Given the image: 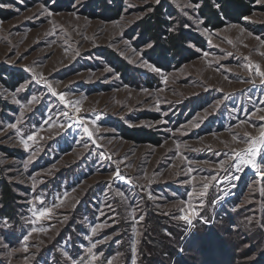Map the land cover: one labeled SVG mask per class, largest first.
Instances as JSON below:
<instances>
[{
  "label": "rangeland",
  "instance_id": "1",
  "mask_svg": "<svg viewBox=\"0 0 264 264\" xmlns=\"http://www.w3.org/2000/svg\"><path fill=\"white\" fill-rule=\"evenodd\" d=\"M248 1L250 11L243 15L248 20L222 16L220 26H209L200 9L195 13L185 9L204 21L197 27L181 10L188 0H161L159 5L155 0H0V122L15 123L21 105L35 94L39 102L23 110L18 127L22 135L34 130L43 137L25 149L15 130H0V210L6 207L2 182L17 195L9 216L0 211L10 224L7 229L0 226V236L16 250L9 255L0 247V264H70L61 249L85 256L90 243L103 236L112 237L94 250L103 253V264L107 259L113 264H132L133 259L136 264H264V177L250 166L243 172L234 166L230 171L219 169V161L227 160L232 149L246 147L239 139L233 141V135L257 136L264 127L260 119L264 110L258 111L264 109V84L255 76L256 83L249 82V72L242 67L249 58L264 68V46L254 38L264 39V2ZM40 3L53 13L51 17L33 16ZM159 6L164 22L157 38H152L139 22L153 18ZM170 27H175L171 33L185 36L178 53L164 48ZM204 28L209 29L207 34ZM125 40L144 49V57L162 69L167 81L138 61L131 63L136 57ZM148 43L154 46L145 49ZM205 51L210 53L207 58ZM25 66L43 74L57 91L68 94L66 98H86L83 115L96 119L100 129L96 144L76 127L75 116H59L64 108L58 96L33 80ZM106 67L114 71L106 72ZM29 80L33 82L18 94L20 105L4 94ZM49 117L64 127L49 128ZM178 152L187 160L181 161ZM257 163L264 170L260 154ZM117 167L134 182L113 179ZM189 168L194 169L190 174ZM217 173L219 179L201 198L200 178ZM64 192L69 194L65 206L56 210V218L42 222L55 227L47 235L34 234L24 252L19 238L29 228L28 201L42 193L51 203ZM189 203L188 214L198 213L191 224L173 218L183 214L177 206ZM134 209L137 220L143 215V221L129 218ZM63 215L69 219L59 223ZM104 222L110 226L89 240L92 234L85 230ZM133 226L140 235L133 233Z\"/></svg>",
  "mask_w": 264,
  "mask_h": 264
},
{
  "label": "snow or ice",
  "instance_id": "2",
  "mask_svg": "<svg viewBox=\"0 0 264 264\" xmlns=\"http://www.w3.org/2000/svg\"><path fill=\"white\" fill-rule=\"evenodd\" d=\"M23 2V0H21V3ZM80 0H76V3H79ZM257 3H262L264 2V0H256ZM161 3V0H155V4L159 5ZM2 6V5H0ZM75 6V5H74ZM213 6L219 10L220 8V4L216 3V0H213ZM201 7V4L199 3H192V0H188V3L184 4L182 7V12L183 15L185 17H187L190 21H192V23H194L197 27H200L203 25L204 21L202 19H200L198 16L195 15H189V12L186 11L185 9H191L193 11V13H195L199 8ZM153 9H149V11H152ZM18 11V9H17ZM53 15L52 12H50L47 8V6L44 3H40L38 11L36 13L33 14L34 17H39V16H47V17H51ZM78 19V17H77ZM244 20H248L249 18L247 16L243 17ZM114 24H117V22H113ZM192 23L190 24H185L184 27H191ZM118 26V24H117ZM230 27H238L237 25H231ZM167 31L169 32H174L175 31V27H170L167 29ZM204 33L207 34L209 32L208 28H204L203 29ZM241 32H244L245 29H240ZM54 34V33H53ZM249 35L251 36L252 33H249ZM259 43L260 45L264 46V39H261L260 36H255L254 37ZM125 45L130 47L131 49V53L134 57H136V60H130L131 63H136L137 61L139 62L140 66H142L145 69H149L151 72L156 73L158 75H162L163 80L167 81L168 77L164 76L162 73V69L160 67L155 66L153 63H151L148 59H146L143 55L144 49H140L138 50L135 47H131V41L129 40H125L124 41ZM229 44L232 43L231 40L228 41ZM154 45L153 43H148L144 46L145 49L147 48H152ZM189 47H195L194 45L189 44ZM245 47H247V45H245ZM68 49H65V52H67ZM122 56L124 55L123 52L120 53ZM75 55H79V52L77 51L75 53ZM210 55L209 52H203V57L207 58ZM228 55H232V53H228ZM261 55H264V53H261ZM18 58H22V57H18ZM248 59V63L242 65L243 68H245V70H247L249 72V82L251 83H256L255 79H252L253 76L255 77H259L260 83L264 84V68L261 67L260 64L258 63H253L249 58H245ZM220 69L217 68V71H219ZM25 71L29 72L32 74V78L33 80H35L38 83H42L45 85V87L51 92V94L53 96H58L59 101L61 102L64 110L59 112V116L61 117H67L68 119H72L73 116H75V122H76V127L81 128L83 130V133L87 136V138L92 142V144H96V139H94L96 133H98L100 131L98 125H97V120L96 119H86L85 116L83 115V108H82V101L83 99L86 98H82V99H69L66 98L67 97V93L63 92V91H57V88L54 87L51 83H49L48 79L46 77L43 76V74L37 73L34 68L32 67H28L25 66ZM106 72H113L114 70L111 67H106L105 68ZM116 78H118V74L116 76ZM33 80H29L26 81L25 83H22L19 85V87H17L16 89L12 90L11 92H8L7 90H5L4 94L6 96H10V98L12 99L13 102H15L16 104L20 105L21 101L20 99H18V94L22 91H24L32 82ZM142 91L144 92H148L147 89H142ZM39 102V97L37 95H32L30 99L27 100L25 105H21V108L23 110H28L30 109V107L34 104V103H38ZM219 104V102H218ZM159 100H157V111H159ZM69 109L71 110L69 112ZM21 111V115L20 117L17 118L15 123H9L6 126L2 124V122H0V130L3 129V127H7L9 129H13L15 130V133L17 135V137H19V144H21L25 149H28L30 147L29 142H33L34 144L37 142L38 139H43V137H38L37 133L33 130L30 133L26 134V135H22L21 134V128L18 127V124H22V117L24 115V111ZM264 109H258V111H261ZM261 120H264V116H260ZM53 118L49 117L48 120L46 121V123L48 124L49 128H55V127H60L63 128L64 125L62 123H53ZM246 121H241L240 124L243 125L245 124ZM148 127H153L154 125L152 124H148ZM241 140L246 147L241 148L239 150L237 149H232L231 150V154L228 155L227 160H220L219 161V169L223 170V171H230L231 168L234 166L236 168L237 171L243 172L244 171V167L245 166H250L252 169L255 170V175L257 176H261L264 177V170L261 169L260 165H258L257 163V155L260 154V159L261 161H264V127H260L259 129V133L257 136H252L250 133L245 132L244 136L238 137L237 135H233L232 136V140L233 141H237V140ZM83 147L85 149L89 148V145L87 142L83 143ZM101 147H103V145H101ZM177 149H179V145L176 146ZM37 150L38 147H37ZM180 160L181 161H186L187 157L183 156L182 154H180L179 152L177 153ZM35 155V153H33V156ZM100 156H103V153L99 154ZM31 159V157H30ZM108 159H111V157H108ZM27 163L25 162V167H27ZM205 163H208L207 161ZM54 167V166H53ZM194 171V169L189 168L188 169V173H192ZM49 174H50V170H49ZM233 179H238V177L233 176ZM32 179V188L35 189L36 188V178H30ZM113 179L115 180H121L124 181L126 183H133V179L131 177H126L124 176L119 167H117L115 169V171L113 172ZM145 179H148L147 174H145ZM193 180L196 179V177H192ZM201 180H203V184H202V190L198 193V195L203 198L206 196L207 194V190L210 187V184L213 181H217L219 179V173H217L216 175H211L208 177H201ZM40 183H43V181H40ZM149 183H151V181L149 180ZM142 188L144 187L143 185L141 186ZM195 191V190H194ZM68 192H64L62 194V196H57L56 199L54 201H52L51 203H48L45 198L44 195L41 193L40 195H34L31 201H28L29 204H31V207L28 209L29 212L31 213V216L27 218V223L29 225L28 230L22 234V237L19 238V243L21 244V248L24 252H28L29 250V241L30 238L33 237V235L35 234L37 237H39V235L43 234V235H47V233L49 231H51L55 225L49 223L47 225V227H45L43 225L42 222L44 221H51L52 219L56 218V210L59 208H62L65 206L66 203V198L68 197ZM117 196L120 197H124V193L122 191L117 190L116 192ZM193 195V193H189V196L191 197ZM148 199H152V194L149 191L147 193ZM38 202V203H37ZM213 203H215V201H213ZM201 205H203V200H201ZM105 207L111 209V205H105ZM191 204L189 203L187 207H179L177 206V210L181 213H183L182 215L179 216H174L173 218L175 219H180L185 221L188 224L192 223L193 217L197 216L198 213L193 210L191 212V214H188V209L191 208ZM100 215H104L103 211H101ZM129 218H131L133 220L134 223L138 222V221H143L144 220V216L140 215L138 217H136V210H132L129 212ZM69 219V217L67 215H63L62 217H60L58 219L59 223H65L67 222V220ZM113 220V223H117V221L114 218H110ZM249 222L251 223V219H249ZM0 226H3L5 229L10 227L9 224V219L8 217H0ZM110 225H108L107 222L104 223H97L94 225L90 226V229H86L85 231H89L91 232V237H87L89 240H91L93 237L97 236L100 234V230L102 228L105 227H109ZM132 231L134 234L136 235H140V233L137 231L136 227L133 226ZM170 235V233H169ZM71 239V237H69V240ZM112 239L111 236H103L102 239L96 240L95 242L90 243V245L87 247V253L85 256H79V254L77 253L76 256L70 254V252L68 250H63L61 249L62 255L63 257L66 258L67 262H70V264H103V261H101V257L103 256V253H98L95 252L94 250L97 249V246L99 244H103L105 242H107L108 240ZM6 238L0 236V247H3L4 249L7 250V253L9 255H11L14 251V249H11L8 245V243L5 242ZM34 247H38V244H34L32 245ZM81 248H83V245H80ZM131 251L133 254H135L137 252V247H136V243L133 242L131 245ZM117 255H120L119 253ZM27 259V257L25 258ZM107 264H113V260L112 259H107ZM132 264H136V260L133 259Z\"/></svg>",
  "mask_w": 264,
  "mask_h": 264
},
{
  "label": "trees",
  "instance_id": "3",
  "mask_svg": "<svg viewBox=\"0 0 264 264\" xmlns=\"http://www.w3.org/2000/svg\"><path fill=\"white\" fill-rule=\"evenodd\" d=\"M220 4L219 10H217L213 6V0H203L201 7L199 8L201 13L205 16L206 20L209 23V26H220L224 23V17H233L237 16L238 18H242L244 14L250 11V4L248 0H216ZM113 14L117 16L118 12L115 11V6L112 7ZM161 7H157L155 12H153V18H143L140 20L139 25L143 27L144 30L148 32L152 38H157V32L160 30L161 25L164 22V17L161 14ZM185 36L177 35L175 33L169 32L167 36L164 38L165 49H171L174 53L179 52V47L181 42H183ZM21 79L20 77H18ZM20 81V80H19ZM139 135L136 136L138 138ZM150 138V137H149ZM139 139V138H138ZM3 183L2 196L5 200L4 203L6 207L0 210L5 216H9L12 213V209L14 208V202H16V194L11 190V187L5 182ZM177 246L171 252V254L175 255L177 252ZM167 256V255H166ZM165 263L167 259L164 257ZM159 261V260H158ZM157 261V262H158ZM168 261V260H167Z\"/></svg>",
  "mask_w": 264,
  "mask_h": 264
}]
</instances>
